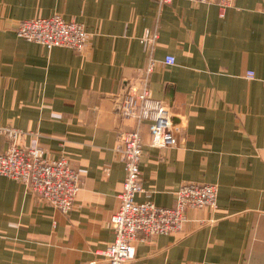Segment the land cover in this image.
Instances as JSON below:
<instances>
[{"label": "crops", "instance_id": "obj_1", "mask_svg": "<svg viewBox=\"0 0 264 264\" xmlns=\"http://www.w3.org/2000/svg\"><path fill=\"white\" fill-rule=\"evenodd\" d=\"M55 14L84 26L82 53L14 33ZM154 30L149 88L174 115L177 146L151 147L142 126L135 200L170 208L183 183L213 184L217 207L188 209L180 233L138 240L129 264H264V0L223 13L187 0H0V128L36 133L48 159L81 176L67 214L0 176V264H105L125 178L115 147L133 126L115 101L143 75L141 39ZM7 145L0 137V153Z\"/></svg>", "mask_w": 264, "mask_h": 264}, {"label": "built area", "instance_id": "obj_2", "mask_svg": "<svg viewBox=\"0 0 264 264\" xmlns=\"http://www.w3.org/2000/svg\"><path fill=\"white\" fill-rule=\"evenodd\" d=\"M172 0H157L158 4H169ZM192 3L214 4L221 13L233 5L234 0H187ZM15 35L30 43L45 47L66 48L82 53L89 34L82 24L65 21L60 15L19 21ZM158 32L154 30L141 39L149 62L143 75L124 86V91L115 101V109L121 119L131 120L129 131L118 135L115 152L124 165L125 178L119 193L118 210L110 219L113 241L101 253L105 264H129L135 256V243L140 239H152L158 235L180 233L187 222L188 209H216L218 187L213 184L183 183L175 191L174 205L170 208L157 207L150 201L137 202L135 198L144 193L139 170L142 155L141 128L148 125L151 147L156 149L177 146V125L170 108L155 100L149 88L152 71L151 58ZM163 64L173 66L175 59L165 57ZM253 79L252 71L246 72ZM264 83V79L262 81ZM30 136L27 145L22 139ZM0 137L7 140V148L0 153V176L22 184L27 193L36 196L61 213L72 209L75 197L81 188L80 173L65 157L48 159L39 147L36 133H24L13 127L0 128Z\"/></svg>", "mask_w": 264, "mask_h": 264}]
</instances>
